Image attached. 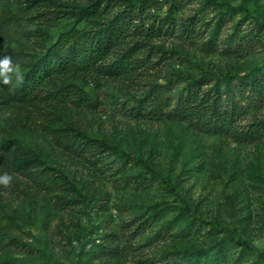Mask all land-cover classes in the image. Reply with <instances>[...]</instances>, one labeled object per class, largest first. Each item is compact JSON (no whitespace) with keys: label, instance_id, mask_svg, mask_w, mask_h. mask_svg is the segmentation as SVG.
<instances>
[{"label":"rangeland","instance_id":"374dc122","mask_svg":"<svg viewBox=\"0 0 264 264\" xmlns=\"http://www.w3.org/2000/svg\"><path fill=\"white\" fill-rule=\"evenodd\" d=\"M89 1H0V264H264V142L239 145L128 110L155 85L169 88L176 103L185 81L205 79L204 89L219 87L226 105L247 108L242 126L264 120V104L234 91L245 80L264 85V0H158L165 28L153 44L170 60L149 76L125 85L71 81L89 108L44 95L30 110L6 108L42 45ZM184 23L195 31L194 45L178 38ZM72 129L106 143L102 160L57 146L55 132ZM33 156L77 183L83 197L72 213L53 211L52 198L30 191L16 172ZM108 234L128 254L98 256Z\"/></svg>","mask_w":264,"mask_h":264},{"label":"trees","instance_id":"16d2710c","mask_svg":"<svg viewBox=\"0 0 264 264\" xmlns=\"http://www.w3.org/2000/svg\"><path fill=\"white\" fill-rule=\"evenodd\" d=\"M159 8L158 0H91L74 9L70 13L73 22L55 39L42 45L41 56L28 64L3 104L8 109L18 104L21 110H30L44 95V99L55 104L71 103L78 108H89L88 98L71 81L93 79L98 83L106 79L125 85L135 84L137 76H149L150 70L170 60L165 50L153 44L165 28L163 20L157 17ZM180 27L178 38L194 45L195 31L191 25L184 23ZM173 30L170 34H175ZM212 42L209 40L204 45L209 53L215 51ZM158 56H161L159 62L155 63ZM204 80L185 81L176 103L170 98L169 91H165L169 88L155 85L128 109L130 115L155 122L192 124L206 134L225 136L239 145L264 142V120L242 126L240 118H246L247 108L238 104L226 105L220 88L217 87L214 93L204 89L208 83ZM242 83L245 85L234 88L235 92L254 96L264 104L262 81L253 79ZM72 130L55 132L57 146L78 158H84L88 153L102 160L99 158L107 151L106 143ZM91 166L96 170V165ZM16 172L31 183L30 191L52 198V210L57 213H72L78 206V198L83 197L74 180L60 169L45 164L40 157L33 156L20 164ZM105 239L108 246H102L98 256L128 254L126 247L119 251L113 247L117 241L115 235H105ZM243 244L247 248L252 246L248 242ZM193 257L200 260L199 254H193Z\"/></svg>","mask_w":264,"mask_h":264}]
</instances>
